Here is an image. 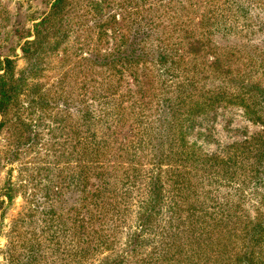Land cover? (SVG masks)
Returning a JSON list of instances; mask_svg holds the SVG:
<instances>
[{
	"label": "rangeland",
	"instance_id": "1",
	"mask_svg": "<svg viewBox=\"0 0 264 264\" xmlns=\"http://www.w3.org/2000/svg\"><path fill=\"white\" fill-rule=\"evenodd\" d=\"M54 1L0 0V61L6 57L12 60L14 77L21 79L16 93L15 116L9 115L4 123L0 117V264H34L33 240L37 235L50 237L51 225L56 223L50 220L51 212H62L64 217L70 215V218L75 215L76 210H65L79 206L75 199L81 198L83 187L74 186V193L68 188L71 176L77 175L79 170L75 168L74 159L67 164L60 156V159L56 158L53 148L58 147L55 151H61L62 134H66L64 129L78 120V95L85 93L84 99L91 105L89 109L98 113L99 107L92 102L93 95L103 96L118 85L120 74L101 60L89 62L90 56L100 51L111 60L110 55L116 53L117 42L121 41L117 38L118 32L124 29L127 38L131 23L143 18L151 19L158 31L150 33L152 41L147 44V49L153 47L155 50L156 39H162L164 45L172 49L167 52L166 64L156 65L152 58L154 53L147 54L145 62L139 60L137 63L138 73L144 72L150 85L158 88L155 93H162L153 98L154 91L150 92L147 101L152 102L149 107L138 116H133L138 112L133 108L132 116L125 118L126 126L134 125L137 129L130 140H133L131 155L127 146L99 124L92 127L96 137L107 138L99 166L95 168L89 165L90 162L84 164L89 169L86 191L102 184L100 195L106 198V211L104 219L93 226L102 225L101 233L111 243L110 249L97 248L94 243L98 235L92 234L89 250L84 249L88 240L78 249L70 248L66 243L67 253L72 249V255L57 256L48 251L47 259H40L38 264H98L103 257L120 252L125 236L134 231L138 201L153 186L152 175L159 179L157 186L163 185L162 193L166 199L173 179L181 190L195 192L191 201L202 207L200 213L215 212L221 207L225 215L238 217L231 228L236 227L237 235H240L242 218L253 219L256 215L260 184L255 178L250 180L247 169L243 170L239 165L233 170L244 183H239L237 178H223L222 165L211 167L215 162L205 159L219 156L225 160L227 155L233 154L232 150L226 152L230 147L251 145L258 140L264 142V112L258 108L257 112H248L236 104L241 98L229 96L235 83H223L209 74L206 65L213 60L210 50L205 59L182 57L175 65L171 64L170 57L177 62L180 58L177 56L183 52L184 42L180 41L183 32L178 27L181 25L196 38L207 39L214 52L226 48L220 50V54L224 52L222 58H228L234 75L249 83L256 79L264 82L263 68H257L253 75V63L248 58L252 54L264 59L261 51H264V0H64L65 8L58 20L61 24L58 40H50L53 50H48V45L44 44V54H37L34 59L32 54L25 60L20 47L25 41L33 40L25 37L32 35L39 17L49 12ZM149 5H154V10L146 11ZM116 21L122 25H116ZM174 28L176 30L172 31ZM195 66L197 70H194ZM121 71L123 81L121 86L118 85L117 93L125 97L123 100L127 103L121 102L124 106L129 104L130 95L133 100L138 96L135 95L137 85L133 84L135 78H129L127 69ZM192 79L193 87L187 88ZM179 84L183 87L181 99L174 91ZM219 87L226 90L227 96L211 99ZM165 93H169L167 96L173 102V116L164 113ZM39 95H47L43 101L51 106H37L36 103L41 101ZM112 99L104 105L109 112H114V101L119 98ZM70 100L74 102L67 104ZM66 105H69V115L61 113L66 111ZM157 106L160 111H156ZM40 118L43 120L39 124ZM62 121L66 128L60 124ZM60 125L62 128L56 130ZM82 131L85 132V128ZM51 144L56 146L52 148ZM190 146L195 149V158L200 162L197 165H190L191 161L185 159ZM243 163L246 165V158ZM129 165L135 171L129 170ZM81 172L80 176L85 177V171ZM178 173L181 178L175 177ZM59 241L61 247L64 246L61 238Z\"/></svg>",
	"mask_w": 264,
	"mask_h": 264
},
{
	"label": "trees",
	"instance_id": "2",
	"mask_svg": "<svg viewBox=\"0 0 264 264\" xmlns=\"http://www.w3.org/2000/svg\"><path fill=\"white\" fill-rule=\"evenodd\" d=\"M64 6V0H55L49 12L39 17L40 21L34 25L33 33H30L32 35L25 37H32L33 40L25 41L20 47L22 57L25 60H29L32 54L33 59L36 58L37 54H44L46 50L44 44L48 45V50H53V44L50 40H58L56 37L61 30V24L58 20L60 13L65 8ZM146 9V11L154 10V5H149ZM112 18L115 20L114 17ZM122 20L124 21L123 18ZM119 24H121L120 21H116V25ZM178 27L183 32L180 41L184 42V49L181 56L176 55L180 57L177 62L174 57H170L171 64H178L182 57L187 58L188 56H193V58L202 57L205 59L206 54L210 50L213 54V60L206 65L209 74L216 76L223 83H235L234 89H232L229 96L231 98H238L239 100L241 98L236 104L244 107L248 112L250 110L257 112L256 108L264 112V82L256 79V81L252 80L249 83L250 81H245L239 75H234L231 65L227 63L228 58H222L224 52L220 54V50L226 48L221 47L217 52H214V49H211L209 43L206 41L207 39L203 37L196 38L194 33L186 27L185 30H183L181 25H178ZM123 30L118 32L117 38H121V41L119 39L117 42V45H120H116V53L110 55L111 60H108L109 55L102 56L100 51H98V54L90 56L89 62L98 63L99 60L104 63L106 62L113 72L120 74L118 79L119 86H121L123 81L121 69H127L130 72L128 73L129 78L133 76L136 80L133 81V84L137 85L135 95L138 98L133 100L130 95L128 97L129 104L122 106L121 102L126 104L127 101L123 100L125 98L124 96H119L120 93H117V85L115 89H112L111 92L103 96L100 94L93 95L92 102L97 104L96 107H99L98 113H93L89 109L91 105H87L84 99V93V95H78L77 98L79 105L76 106L80 108H77L78 120L76 123L66 128L64 121L60 122L66 128L64 129V131L66 130L64 132L66 134H62L63 144L60 145V143H57L61 146V151H55L58 148H53V146H56L55 144H51V147L54 150L56 158L60 156L67 164H70V160H75V168L79 172L77 175L71 176L68 182V188L72 191L75 187H83L81 189L82 196L79 199H75V203L79 205L77 208L70 207L65 210V212L76 210L73 217L70 218V215L64 217L62 212L59 214L51 212L52 217L50 220L56 223L53 224L54 226L51 225L53 229L50 232V237L37 235V239L33 240L34 264L40 263V259H47L48 251L51 255L56 254L57 256L65 257L67 253L66 243L70 244V248L78 249L83 241L88 240L85 243L86 246L84 249L89 250L88 243L92 234L98 235L94 243L97 248L110 249L111 243L101 233L103 232L102 225L98 227L93 226L95 222L104 219L103 214L106 211V198H102L100 195V187L102 184L97 185L91 191H86L89 169L88 167H84V164L90 162L89 165L98 168L103 147L107 142V138L102 139L96 137V132L93 131L92 127H97L100 124L101 127L110 131L122 145L129 148L131 155L132 149L130 146H133V140L132 142L130 140L137 129L134 125L126 126L125 120L127 119L125 118L132 116L131 111H133V108L138 110L133 116H138V114L143 113L149 107L152 102L150 100L147 101L148 97H151L149 95L150 92L154 91L152 93L153 98H158L162 93H155V90L158 88L154 87L152 83L150 85L144 72L141 75L138 73L140 69H138L139 65L137 63L139 60L145 62L147 54L154 53L152 58H154L156 65L166 64L168 60L167 52L172 50L167 45H164L162 39H156L154 45L155 50L153 47L149 48L152 51L147 49V44L152 41L150 33L154 30L158 32L157 25L151 19L143 18L133 21L128 29L127 38H125ZM175 30L176 28L172 31ZM56 42L54 41L55 44ZM122 46H124L123 49ZM261 51L264 54V51ZM248 58L253 63V75L257 73V68H263L262 75L264 77V59L255 58L252 54H249ZM117 66L120 69H117ZM133 67L135 69L132 71ZM194 70H197L196 66ZM0 73V117L3 118L4 123L9 115L15 116L16 114L17 105L15 100L17 97L16 93L21 86V79L14 77V64L8 57L0 61ZM202 77L205 80V77ZM193 84L192 79L189 81L187 88H192ZM182 88L181 84H179L174 90L179 94L177 96L179 99L182 98ZM167 94L169 93L164 94L166 96L164 98V103L166 104L163 107L164 113H170L173 116V108L171 107L173 102ZM39 96L41 101L36 103L37 106H51L49 103L43 101L47 95ZM226 96V90L219 87L216 95L210 98L218 99L225 98ZM97 97H99L98 100ZM110 98H119L118 101H114L112 107L114 109L113 111L116 112L115 114L114 112H109L110 109H106L104 106L107 104L105 101H108ZM244 100L251 101L252 103L246 104ZM73 102L70 100L67 101V104H72ZM157 105L159 104L157 103ZM68 106L66 105V111H61V113L66 112L69 115L67 110ZM156 111H160L159 106L156 107ZM127 112H130L131 115H126ZM40 116L43 117L44 115ZM109 118L111 119L109 120ZM65 119L66 117H64ZM42 120L41 118L38 119L39 124ZM1 125L2 123H0ZM21 125L23 128L25 127L24 123ZM61 128L62 125L58 126L56 130ZM83 128H85V132L82 131ZM144 132L146 133V130ZM102 134L109 136L106 132ZM141 137L143 138V135ZM35 138L37 139V137ZM51 140H54V137H51ZM48 142L50 143V141ZM64 146L66 148L63 149L62 147ZM139 146L141 147V142ZM189 148L191 150L187 151L185 159L191 161L190 165L199 164L200 162L195 158V149L192 146ZM231 150L233 154L227 155L228 158L225 160L219 156L210 157L205 160L215 162V164L210 165L211 167L222 165L224 172L223 178L230 180L237 178L239 183H244L245 181L239 179L233 170L239 165L241 169H247V176L250 180L255 178L258 180V184H260L261 192L256 201V215L253 219L247 216L242 218V220L240 219L242 221L241 227L239 228L240 235H237L236 227L231 228L234 221L239 220L238 217L229 214L225 215L222 213L221 207H218L215 212L200 213L202 207L197 206L196 201H191L195 192L181 190L177 187V181L173 179H171L169 186L170 190L168 192L170 194H168L166 199L162 193L164 191L163 185L157 186L159 179L152 175L150 181L153 182L154 180L153 186L146 192V196L138 201L134 231L125 236L120 252H114L103 257L99 260L98 264H264V142L263 140H258L251 145H236L228 148L226 152ZM242 156L244 159H247L246 165L243 163ZM200 168L204 170L203 167ZM128 169L132 170V172L135 171L134 167H130V165ZM83 170L85 171V177L80 176ZM169 176L171 178V175ZM175 177L181 178L182 176L178 173ZM262 209L263 211L261 212L260 210ZM162 210L163 214H161ZM60 238L64 241V246L62 247L61 241H59ZM53 240L54 242H52ZM61 248H63L62 251ZM87 250H84V253ZM0 252L2 253L1 250ZM71 252L72 249L67 254L70 256L72 255ZM11 264L16 263L13 262Z\"/></svg>",
	"mask_w": 264,
	"mask_h": 264
}]
</instances>
